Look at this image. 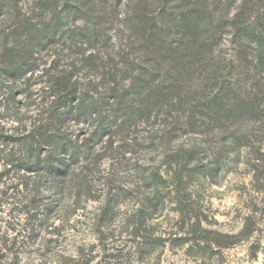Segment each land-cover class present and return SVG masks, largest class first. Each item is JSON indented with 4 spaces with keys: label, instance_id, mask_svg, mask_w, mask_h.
I'll return each instance as SVG.
<instances>
[{
    "label": "rangeland",
    "instance_id": "374dc122",
    "mask_svg": "<svg viewBox=\"0 0 264 264\" xmlns=\"http://www.w3.org/2000/svg\"><path fill=\"white\" fill-rule=\"evenodd\" d=\"M12 1L0 0V264H264V60L254 67L257 49L243 48L252 67L242 69L224 35L213 54L217 72L185 82L203 108L230 86L256 103L253 115L208 122L200 109L189 127L174 105L107 132L79 106L51 119L57 76L78 81L88 104L106 86L101 70L83 61L93 49L67 37L68 28L87 27L98 1L18 0L14 8ZM100 1L101 21L113 22L105 45L116 53L127 0ZM55 5L63 23L51 17ZM259 10L264 15V0ZM44 20L52 38L35 46L24 27ZM5 49L26 62L15 76L6 75Z\"/></svg>",
    "mask_w": 264,
    "mask_h": 264
},
{
    "label": "trees",
    "instance_id": "16d2710c",
    "mask_svg": "<svg viewBox=\"0 0 264 264\" xmlns=\"http://www.w3.org/2000/svg\"><path fill=\"white\" fill-rule=\"evenodd\" d=\"M97 1L98 9H93L94 12L90 9L91 14L87 15V27L72 26L68 28L67 37L71 44H85L93 49L82 54L83 61L86 67L101 70L106 88L101 94L97 93V101L88 104L86 97H79L78 81H70L65 75L57 76L51 88L55 104L52 121L58 120L57 112L68 106H79L83 113L88 110L95 113L99 128L107 132L113 125L127 127L148 121L157 107L181 106L189 127H194L193 122L202 115L200 109L208 122L232 120L237 118L238 111L248 115L258 111L255 102L249 103L235 95L230 86L221 87L209 106L203 108L193 102L195 92H190L185 82L199 74L217 72L212 64L213 54L224 35L234 45L236 60L242 69L252 67L249 55L241 56L244 47L257 49L254 67L260 65L264 60V15L258 14L259 0H127L126 11L117 19L120 35L114 41L116 53L108 52L105 45L108 39L104 40L110 33L106 27L113 22L103 24V13L99 12L103 2ZM17 3L18 0H13L11 7H16ZM115 7L117 3L113 4L112 12ZM52 12L51 17L53 15L60 23L58 5ZM253 16H259L257 22L254 18L250 20ZM71 17L65 13V19L69 21ZM24 28L25 39L35 46L52 38L46 20L39 26L29 23ZM10 51L4 50L9 61L6 75L15 76L26 62L14 61ZM236 142L234 138L233 144Z\"/></svg>",
    "mask_w": 264,
    "mask_h": 264
}]
</instances>
